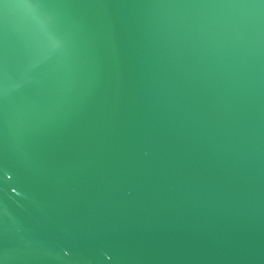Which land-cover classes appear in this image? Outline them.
Segmentation results:
<instances>
[{
	"label": "water",
	"instance_id": "water-1",
	"mask_svg": "<svg viewBox=\"0 0 264 264\" xmlns=\"http://www.w3.org/2000/svg\"><path fill=\"white\" fill-rule=\"evenodd\" d=\"M0 264H264V0H0Z\"/></svg>",
	"mask_w": 264,
	"mask_h": 264
}]
</instances>
